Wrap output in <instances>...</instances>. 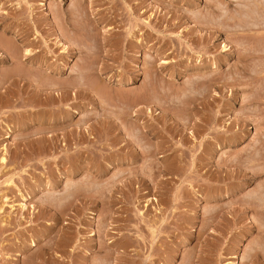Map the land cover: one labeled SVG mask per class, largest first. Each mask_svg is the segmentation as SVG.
Returning a JSON list of instances; mask_svg holds the SVG:
<instances>
[{
	"label": "rangeland",
	"instance_id": "1",
	"mask_svg": "<svg viewBox=\"0 0 264 264\" xmlns=\"http://www.w3.org/2000/svg\"><path fill=\"white\" fill-rule=\"evenodd\" d=\"M0 264H264V0H0Z\"/></svg>",
	"mask_w": 264,
	"mask_h": 264
},
{
	"label": "bare ground",
	"instance_id": "2",
	"mask_svg": "<svg viewBox=\"0 0 264 264\" xmlns=\"http://www.w3.org/2000/svg\"><path fill=\"white\" fill-rule=\"evenodd\" d=\"M64 94V93H63Z\"/></svg>",
	"mask_w": 264,
	"mask_h": 264
}]
</instances>
